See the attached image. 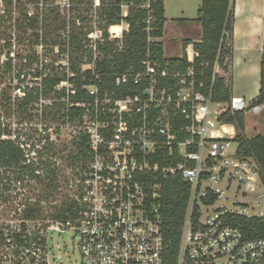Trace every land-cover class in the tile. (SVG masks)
<instances>
[{
  "label": "built area",
  "instance_id": "2783aa9c",
  "mask_svg": "<svg viewBox=\"0 0 264 264\" xmlns=\"http://www.w3.org/2000/svg\"><path fill=\"white\" fill-rule=\"evenodd\" d=\"M144 1L150 43L159 39L152 37L157 26L151 1ZM99 6L93 0L95 24ZM130 6L121 4L124 20ZM119 27L120 32L108 30V39L99 29L88 35L94 62L100 46L123 51L130 26L123 21ZM224 37L229 42V33ZM188 52L192 66L186 71L172 72L149 53L138 70L116 77L119 91H102L98 74L84 80V101L70 102L77 91L73 84L66 89L68 110L80 111L70 119L77 123L74 138L90 140L75 161L74 147H67L61 160L52 152L51 167L65 164L64 172L53 169L59 173L54 195H36L38 200L23 204L2 225L0 264H63L57 252L66 253L67 246L54 236L65 234L77 241L78 264H168L159 202L170 177H180L192 191L176 264H264V238L248 237L244 225L264 219L261 170L253 157L240 153L236 126L220 121L228 111L260 115L264 103L215 102L203 95L195 51ZM63 84L69 83L56 90H64ZM128 85L138 88L136 97L119 96Z\"/></svg>",
  "mask_w": 264,
  "mask_h": 264
},
{
  "label": "trees",
  "instance_id": "16d2710c",
  "mask_svg": "<svg viewBox=\"0 0 264 264\" xmlns=\"http://www.w3.org/2000/svg\"><path fill=\"white\" fill-rule=\"evenodd\" d=\"M98 9L99 21L104 26L99 30L103 31L105 39H108V30L113 28L120 31V25L126 21L130 26L129 34H125L123 51H116L113 44L100 46L101 56L94 62L93 53L87 49L89 42L88 35L93 32L87 30L83 24L87 23V19L82 16L68 22L61 16L60 9L51 8L48 0H43L42 8L36 10L34 16L29 17L23 15L15 27L19 33L25 31L32 32L35 39V46H44L45 48H58L59 55L68 56V67L62 65L55 66L45 60V71L39 74L37 78L41 80L43 89L42 95L47 98L54 94L55 101L50 105L53 111L56 107H60L64 111L63 117L71 120L76 118L80 113L79 110H68L67 104L63 101L68 97L67 90H56V87L63 82L73 84L77 95L70 96V102L84 101L88 99V94L82 91L85 85V79H94V74L101 76L102 91H119L116 87V77L121 76L129 71L139 69L141 63L146 60L148 54L162 65L172 66V72L176 70L186 71L192 66V56L186 54L179 60H166L164 58V50L160 39L163 36L165 19V0H150L151 9L154 10L157 31L152 37L159 39L158 41L148 42V35L144 31V21L148 16V12L143 10L144 0H99ZM7 10L12 12V0H3ZM131 5L128 17L124 20L122 15L121 4ZM31 5L40 6L39 0H30ZM75 5L76 2L73 1ZM79 4V3H77ZM89 5L93 4V0H88ZM18 8V7H17ZM75 9L73 10V12ZM92 12V10L89 11ZM202 26V38L199 43L186 41L184 48H193L196 54L195 63L193 65L198 74L197 82L203 85L201 92L206 97H212L215 102L230 103L232 100V89L227 84V77L230 73L231 64V42L233 37V26L235 21L233 0H202L199 8L198 18L195 20ZM81 23V25H78ZM229 33L230 40H225L224 34ZM41 42V44H40ZM86 42V43H85ZM9 56V55H8ZM11 62V59H10ZM50 64V65H49ZM9 68L11 63L8 64ZM7 65V66H8ZM216 65L218 66L215 70ZM73 75L70 77L67 71ZM170 83L172 81L169 80ZM173 84V83H172ZM37 89H35L36 91ZM138 88L133 85L124 87L119 92V96H137ZM25 93L23 102L28 103L32 94ZM264 103V63L261 73V91L260 96L253 103L260 105ZM46 108V109H48ZM223 124H232L237 128V136L235 142L238 143L240 153L246 157H254L260 167L261 177L264 183V136L254 139H247L246 131V112L230 111L223 113L220 117ZM8 137V139H7ZM10 134L7 133L2 116L0 115V188L3 184L1 171L12 170L26 161L24 152L20 149L16 139H9ZM87 137H75L71 142L74 149L71 152H79L77 156H71L70 159L78 160L80 155L85 151L84 145L89 142ZM67 148V147H66ZM66 148L63 151L67 150ZM62 151H59L60 154ZM74 152V153H75ZM40 165L47 166V174L51 166L46 161H40ZM32 176L37 171L36 168H30ZM54 177V181L47 186L48 190L56 187L55 182L58 180L59 173L57 170H51L49 173ZM39 178V177H38ZM162 195L160 199L161 213L163 217V233L165 242L169 245L167 250V263L176 264L181 248L184 222L186 220L191 197V186L184 183L180 177H170L165 180L162 185ZM2 195H0L1 197ZM34 211L27 213L28 217L34 216ZM196 218L198 215H195ZM248 237L264 238V219L257 221L244 222Z\"/></svg>",
  "mask_w": 264,
  "mask_h": 264
},
{
  "label": "rangeland",
  "instance_id": "374dc122",
  "mask_svg": "<svg viewBox=\"0 0 264 264\" xmlns=\"http://www.w3.org/2000/svg\"><path fill=\"white\" fill-rule=\"evenodd\" d=\"M73 1L76 2L75 5ZM201 1L191 0V10L187 11L186 16L196 18ZM42 2L43 0H39L40 6H37L31 5L30 0H12L13 9L9 12L3 0H0V115L7 133L11 135L9 139L17 140L26 158L19 167L1 171L3 184L0 195L3 197H0V231L6 221L16 216L15 212L18 208L21 206L23 208V204L27 207L28 204L38 200L36 195H41L42 198H45V195H54L47 189L52 178L49 173L57 166L62 171L65 170V164L59 163L56 167H51L47 174V166H41L40 161L50 162L49 165H52L51 157L54 151L58 153L62 151L61 157H56L57 160L68 155L64 154L66 150L63 151V149L71 146L77 124L68 117L64 118V111L60 107H56L53 111L49 109L55 101V95L45 98L42 95L41 80L37 78L45 71L46 59L50 64L63 66L68 65V56L59 55L58 48L35 46L32 32L19 33L15 27L23 15L34 16L38 7L42 8ZM48 2L52 9L58 7L62 18L68 22L79 16L87 19L88 22L83 24L87 27L85 32L90 30L96 33L97 29L104 26L102 23H94L96 22L95 11L89 14V11L93 9L87 4L88 0H48ZM69 2L72 5L70 7L67 4ZM175 2L172 0L171 4L175 5ZM172 26H174L173 31L164 41V49L169 57H178L183 52L181 48L183 39L176 34V28L181 26L179 24H172ZM194 26L193 24L191 32L195 35L197 30ZM9 63H11L10 68ZM67 73L70 77L73 76L69 70ZM70 85L72 84H63L61 87L68 89ZM30 92L32 96L25 104L23 102L25 93ZM252 93L255 94L254 91ZM246 101L251 102L249 98H246ZM246 126L247 139L264 136V113L257 116L251 112L246 113ZM236 147L233 146V148ZM33 167L38 171L34 176L30 170ZM54 242L67 246L66 253L57 252V255L62 257L63 264H78L77 241L71 234L55 235Z\"/></svg>",
  "mask_w": 264,
  "mask_h": 264
},
{
  "label": "crops",
  "instance_id": "0c3cea01",
  "mask_svg": "<svg viewBox=\"0 0 264 264\" xmlns=\"http://www.w3.org/2000/svg\"><path fill=\"white\" fill-rule=\"evenodd\" d=\"M175 1V5L171 4L172 0L164 1L166 22L160 41L166 60L182 59L186 54H189V49H193H185L184 43L186 41L199 43L202 38V26L199 22L195 21L198 15L196 18L186 16L187 11L191 10V0ZM233 5L235 21L231 42L230 73L227 77V84L232 89V98H243L245 101L246 98H249L251 101L249 103L253 104L260 96L261 73L264 63V0H233ZM172 24H179L181 26L176 28V34L183 39L181 44L183 52L178 57H169L164 49V41L167 36H170V32L174 28ZM193 24L197 30L195 35L191 32ZM246 131L245 135H247Z\"/></svg>",
  "mask_w": 264,
  "mask_h": 264
},
{
  "label": "bare ground",
  "instance_id": "6f19581e",
  "mask_svg": "<svg viewBox=\"0 0 264 264\" xmlns=\"http://www.w3.org/2000/svg\"><path fill=\"white\" fill-rule=\"evenodd\" d=\"M113 31H114V32H120L121 30H120V31H115V30H113Z\"/></svg>",
  "mask_w": 264,
  "mask_h": 264
}]
</instances>
